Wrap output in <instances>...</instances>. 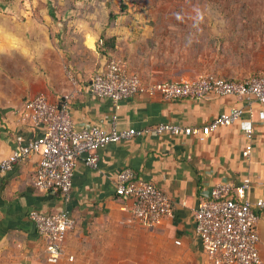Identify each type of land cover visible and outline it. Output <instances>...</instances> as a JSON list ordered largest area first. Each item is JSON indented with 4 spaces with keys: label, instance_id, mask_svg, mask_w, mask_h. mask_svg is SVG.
<instances>
[{
    "label": "crops",
    "instance_id": "1",
    "mask_svg": "<svg viewBox=\"0 0 264 264\" xmlns=\"http://www.w3.org/2000/svg\"><path fill=\"white\" fill-rule=\"evenodd\" d=\"M30 27L23 29L36 32L35 26ZM102 30L96 36L85 33L86 37H94V47ZM110 32L118 36L119 53L123 38L117 26ZM133 64L136 66L127 67L128 71L146 83L166 79L167 72L155 67L157 64L153 66L152 61ZM76 80L82 78L71 80L70 75L68 78L59 72L52 85L36 93L60 101L63 95L72 93L68 115L77 129L84 125L108 128L113 121L120 130L141 131L159 124L202 127L240 101L232 96H216L165 102L157 96H137L113 103L81 90ZM16 94L7 92L6 100L0 102V160L15 149L17 136L30 139L37 135L22 115L27 101L22 103L21 97L25 93ZM249 127L253 130L250 141L244 135ZM247 144L251 145V153L243 156ZM37 160V156L28 157L0 174V264H47L45 241L28 218L31 210L42 214L67 210L74 220V228L63 243L64 256L56 264H125L127 246L134 247V243L127 242L138 239L140 228L162 231L172 241L174 252L204 264L193 216L202 192L214 183L240 185L247 181L245 198L252 204L264 200V104L247 106L240 120L206 136L143 133L110 143L98 151L96 169L77 162L68 201L35 187ZM124 170L133 172L134 181L151 182L168 196L171 214L159 225L145 227L128 222L133 201L116 193L117 176ZM257 214L258 250L264 261V212Z\"/></svg>",
    "mask_w": 264,
    "mask_h": 264
},
{
    "label": "rangeland",
    "instance_id": "2",
    "mask_svg": "<svg viewBox=\"0 0 264 264\" xmlns=\"http://www.w3.org/2000/svg\"><path fill=\"white\" fill-rule=\"evenodd\" d=\"M108 3L117 13L125 4L130 16L113 23L123 39L112 60L126 70L133 62L152 61L167 72L162 81L264 75V0H0V48L14 36L30 52H0V102L7 92H24L25 103L59 72L69 78L67 65L73 63L83 80L92 79L109 61L95 53L94 37L85 33L96 36L112 23ZM30 26L33 34L23 29ZM127 243L134 247L127 246L125 264H197L174 252L172 241L156 229L140 228L138 239Z\"/></svg>",
    "mask_w": 264,
    "mask_h": 264
},
{
    "label": "built area",
    "instance_id": "3",
    "mask_svg": "<svg viewBox=\"0 0 264 264\" xmlns=\"http://www.w3.org/2000/svg\"><path fill=\"white\" fill-rule=\"evenodd\" d=\"M86 91L96 98L113 103L137 96H157L165 102L216 96H232L240 101L202 127L182 128L159 124L141 131L120 130L113 121L108 128L84 125L77 129L68 115L72 93L63 95L60 101L38 92L27 100L22 111L23 117L37 135L30 139L16 137L15 149L0 160V174L21 160L37 156L35 187L42 192L59 194L64 201H68L77 162L81 161L86 167L96 169L101 148L143 133L163 135L182 132L206 136L219 128L231 126L241 119L247 106L264 104V75L246 80H225L204 74L193 79L146 83L136 73L124 69L117 59H113L98 70ZM244 135L250 141L252 127L246 128ZM250 153L251 145L247 144L242 154L248 156ZM247 189V181L240 185L225 181L214 183L202 192L203 198L193 216L194 231L201 244L204 264H264L259 254V238L255 229L259 220L257 211L264 212V200L250 203L245 198ZM116 193L133 201L129 223L154 227L171 214L168 196L151 182L134 181L131 170L118 174ZM28 218L45 241L46 263L56 264L64 256L63 243L74 228V220L67 210L53 214L31 210ZM175 243L180 244L179 241ZM68 260L72 261L73 257L69 255Z\"/></svg>",
    "mask_w": 264,
    "mask_h": 264
},
{
    "label": "trees",
    "instance_id": "4",
    "mask_svg": "<svg viewBox=\"0 0 264 264\" xmlns=\"http://www.w3.org/2000/svg\"><path fill=\"white\" fill-rule=\"evenodd\" d=\"M110 3L107 4L108 6V20L112 21L111 24H106L103 28V30L100 32L98 39L95 42V53L98 54L100 57L105 59L107 62L112 60V57L118 54V48H119V42H118V36L115 35L114 33L110 32L114 28H116L117 24H113L114 22L116 23V20L120 17H130L127 11V7L125 4H121L119 6V12H115L110 9ZM130 21H124L125 25H128ZM63 40H67V37L65 36L64 33H62L61 36V42L63 43ZM66 42V41H64ZM65 53V52H64ZM71 58V57H70ZM68 61L69 58H66ZM105 65V64H104ZM103 65V66H104ZM102 66V67H103ZM100 70V69H99ZM67 71L71 73V76L73 78H77L78 76L81 77V70L75 66V63L72 65H67ZM92 82V79L90 78L89 80H80L78 84L80 85V89L84 90L86 89Z\"/></svg>",
    "mask_w": 264,
    "mask_h": 264
},
{
    "label": "clouds",
    "instance_id": "5",
    "mask_svg": "<svg viewBox=\"0 0 264 264\" xmlns=\"http://www.w3.org/2000/svg\"><path fill=\"white\" fill-rule=\"evenodd\" d=\"M0 52H4L5 54L12 52H21V54H30V52L23 48L22 44L19 40L14 36L6 37V46L0 48Z\"/></svg>",
    "mask_w": 264,
    "mask_h": 264
}]
</instances>
